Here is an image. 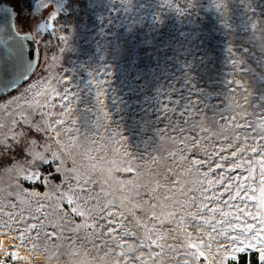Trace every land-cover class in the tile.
<instances>
[{
  "label": "snow or ice",
  "instance_id": "obj_1",
  "mask_svg": "<svg viewBox=\"0 0 264 264\" xmlns=\"http://www.w3.org/2000/svg\"><path fill=\"white\" fill-rule=\"evenodd\" d=\"M197 2L159 0V13L148 11L150 5L144 6L147 16L133 13L140 7L135 0H16L15 6L7 0L0 3V87L7 79L6 87L14 90L10 95H17L25 101V107L35 109L39 115L27 125V143L20 141L24 143V164L31 161L33 167L17 165L5 170L0 166V177L5 171H18L24 184L6 198L0 184V209H20L13 215L0 213L20 221L22 228L13 229L23 233L18 247L28 242L34 245L41 238L55 243L68 238V233L79 235L83 231L88 236L105 238V242L112 241L124 264L129 260L134 264H158L166 248L176 253L174 258L179 264H201L209 259L205 250H212L205 239L211 242L220 237L231 242L223 248L233 254L223 264H264V132L259 140L251 142L248 137L236 136L235 146L224 147L226 139L217 140V147L209 154L197 142L203 136L194 139L177 126L174 131L180 135H173L172 141L178 147L166 154L168 164L162 171L161 157L152 158L145 170L138 161L133 162L125 149L118 152L122 159L110 160L105 167L100 163L101 156L91 154L92 149L77 152L80 139L69 125L74 123L71 105L80 102L79 94H73L72 80L54 71L62 69L66 57L78 51L75 40L89 27L86 21L91 18L99 26L98 37L104 40L98 44L99 56L95 59L105 54L127 58L126 67L133 69L131 78L141 81L142 72L153 74L156 69L141 67L139 49L156 47L153 37L158 38L169 19L165 12L187 17ZM213 7L217 12L222 8L219 3ZM121 8L126 16L112 15ZM139 33L147 38H142L134 52L123 46L121 40ZM38 58L51 75L47 80L38 76L32 82L29 74L35 75L34 66L39 71ZM98 74L89 73L96 85V102L101 104L105 96L102 85L107 81H96ZM111 74L105 61L103 76ZM57 80L63 87L56 86ZM23 89L32 93L31 98ZM157 92L167 96L159 101L162 112L178 111L180 100L162 89L157 88ZM3 98L0 95V100ZM99 114L107 118L102 110ZM186 114L180 113L181 117ZM20 119L27 121V113H21ZM19 135L23 137L25 133L21 131ZM62 136L68 139L62 140ZM49 141L62 147L54 150ZM121 172L130 174L129 178H118L116 173ZM145 174L147 181L141 179ZM25 212L27 219L23 218ZM193 228L198 233L197 241L189 231ZM177 229L187 238L179 245L168 242L179 235ZM220 250L221 247L215 249L217 255ZM25 260L18 250L0 249V264Z\"/></svg>",
  "mask_w": 264,
  "mask_h": 264
},
{
  "label": "rangeland",
  "instance_id": "obj_2",
  "mask_svg": "<svg viewBox=\"0 0 264 264\" xmlns=\"http://www.w3.org/2000/svg\"><path fill=\"white\" fill-rule=\"evenodd\" d=\"M4 2L0 0V3ZM158 2L135 0L140 7L132 11L147 16L144 6L150 5L148 11L159 13ZM7 3L15 6L16 0H7ZM216 3L222 6L220 12L213 7ZM112 15L124 17L126 13L121 8ZM165 15L169 18L167 24L158 33V38L153 37L156 47L139 49L141 67L153 66L156 69L153 74L142 72L144 78L141 81L131 78L133 69L126 67L127 58L105 54L95 59L99 56L98 44L104 40L98 37L99 26L91 18L86 21L89 27L75 40L78 51L66 57L62 69L54 70L60 77L72 80L73 94H79L80 102L71 105L74 123L69 125L80 139L77 152L92 149L91 154L101 156L100 163L105 167L110 160L122 159L118 152L125 149L133 162L138 161L145 170L152 158L161 157L162 171L168 164L164 159L166 154L178 147L172 141L173 135H180L174 131L177 126L184 128L185 134L194 139L203 136L204 139H197V142L209 154L217 147V140L226 139L224 147L235 146L236 136L248 137L251 142L259 140L264 132V0H198L187 17L167 11ZM181 33L187 35L182 36ZM142 38L147 37L139 33L127 41L121 40V43L134 52ZM162 47L167 50L160 51ZM105 61L112 69V74L107 77L103 76ZM38 63L39 71L30 77L32 82L38 76L47 80L51 75L45 71L42 62ZM92 72L99 73L96 81H107L102 85L105 96L101 104H97L95 99L96 85L89 75ZM54 83L63 87L59 80ZM157 88L181 101L177 112L161 111L159 101L167 99V96L160 95ZM22 91L31 98V92L27 89ZM10 94L0 100V105H3L0 107V141L3 142L0 144V159H12L13 163L3 168L5 170L15 169L17 165L30 168L33 167L32 162L24 164L26 156L21 149L30 135L27 125L33 119H39V115L35 109L25 107L24 100ZM185 105L189 107L186 109ZM101 110L107 113L106 119L99 114ZM183 112L187 114L181 117ZM21 113H27V121H21ZM233 124L241 127H232ZM205 128L211 131L202 132ZM21 131L25 133L23 137L19 135ZM61 139L68 137L62 136ZM118 142L122 143L118 145ZM49 143L54 150L62 147L52 141ZM200 154L203 155V151ZM35 166L39 167L38 164ZM188 166L184 165L185 168ZM20 175L18 171H5L0 177L5 198L9 192L15 195L17 190L24 188ZM129 175L116 173L120 179H127ZM141 179L147 181L148 176L145 174ZM111 187L115 189L116 185L111 184ZM160 195L162 197L163 193ZM35 209L33 204L32 211ZM19 211V208L10 206L0 209V213L8 215ZM8 215L0 216V249L18 250L26 257L19 264H124L112 241L105 242V238L88 236L83 231L79 235L68 233V238L55 243L41 238L34 245L28 242L18 247L23 233L13 229L20 230L22 225L19 220H9ZM23 218H28L27 212ZM189 231L197 241L196 230ZM177 232L179 235L169 243L179 245L186 241L179 229ZM204 242L211 243L212 250H205L209 259L201 264H223L227 257L233 255L223 248L229 246L230 241L216 237L214 241L205 239ZM130 247L138 249V246ZM217 247H221L219 255L215 251ZM175 254L166 248L158 264H179ZM128 264L134 262L129 260Z\"/></svg>",
  "mask_w": 264,
  "mask_h": 264
},
{
  "label": "water",
  "instance_id": "obj_3",
  "mask_svg": "<svg viewBox=\"0 0 264 264\" xmlns=\"http://www.w3.org/2000/svg\"><path fill=\"white\" fill-rule=\"evenodd\" d=\"M0 39H3V35H0ZM38 62H39V58H38ZM35 71H36V67L34 66L33 72H35ZM32 75H33V73L29 74L30 77H32ZM7 83H8V81H7V79H5V81H4V85L5 86L4 87H0V95L7 96L11 92L14 91L13 89H9V88L6 87ZM21 83H23V82H21Z\"/></svg>",
  "mask_w": 264,
  "mask_h": 264
},
{
  "label": "trees",
  "instance_id": "obj_4",
  "mask_svg": "<svg viewBox=\"0 0 264 264\" xmlns=\"http://www.w3.org/2000/svg\"><path fill=\"white\" fill-rule=\"evenodd\" d=\"M10 163H13L11 158L5 157L0 159V166H2L3 168L10 166Z\"/></svg>",
  "mask_w": 264,
  "mask_h": 264
}]
</instances>
